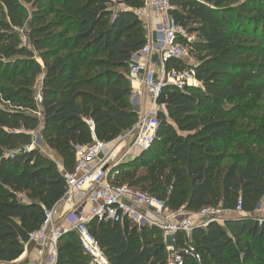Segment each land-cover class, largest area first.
Wrapping results in <instances>:
<instances>
[{"label": "trees", "instance_id": "1", "mask_svg": "<svg viewBox=\"0 0 264 264\" xmlns=\"http://www.w3.org/2000/svg\"><path fill=\"white\" fill-rule=\"evenodd\" d=\"M172 3L176 22L195 37L202 86L162 88L154 143L113 168L111 182L163 200L170 211H234L241 203L243 213L224 224L197 226L190 237L178 231L175 249L192 245L200 255L182 253V264H264L257 214L264 201V0ZM145 5L0 0V262L23 255L45 210L65 196L77 147L94 138L114 142L137 124L128 74L147 43L137 13ZM186 68L182 59L165 63L166 71ZM36 131L53 155L33 147ZM88 227L108 264H169L158 227L128 219ZM55 264H94L76 231L60 237Z\"/></svg>", "mask_w": 264, "mask_h": 264}, {"label": "built area", "instance_id": "2", "mask_svg": "<svg viewBox=\"0 0 264 264\" xmlns=\"http://www.w3.org/2000/svg\"><path fill=\"white\" fill-rule=\"evenodd\" d=\"M147 6L152 8L158 20L156 36L147 39L145 46L133 56L128 78L133 88V105H140L145 88L151 99L149 109L145 114H139L130 149L123 152L120 141L107 143L96 138L92 144L77 147L76 169L65 174V196L53 208L45 210L43 224L30 233L25 242L40 243L43 249L52 247L51 264H55L57 260V243L60 237L69 231L79 234L81 245L85 253L92 257V263L108 264L103 251L90 233L88 224L93 220L121 223L126 219L140 227L155 226L163 231L166 247L170 252L169 264H182V253L200 260V255L192 245L183 251L175 249V234L183 231L190 237L197 226L224 224L227 218L243 213L240 203L234 211L207 207L194 216L182 218L181 211H170L163 200L127 184L116 185L111 182L113 168L131 160L154 143L160 125L159 115L163 109L157 102L162 88L166 85H175L180 89L202 86L196 76L198 61L190 56V45L194 43L195 37L176 22L172 0H151L147 2ZM137 13L140 17L143 14L140 10ZM152 54L161 56L163 69L160 77L154 63L139 62L140 57ZM169 58L184 60L187 68L166 71L165 63ZM77 211L79 213L75 215ZM257 214L258 220L263 222L264 202L260 204ZM62 217L68 221L67 226L57 221Z\"/></svg>", "mask_w": 264, "mask_h": 264}, {"label": "crops", "instance_id": "3", "mask_svg": "<svg viewBox=\"0 0 264 264\" xmlns=\"http://www.w3.org/2000/svg\"><path fill=\"white\" fill-rule=\"evenodd\" d=\"M149 1L151 0H146L145 7L140 9V11L143 12L140 18L145 23L147 39H151L156 36V32H157L156 29L158 24V20L155 18L152 8L147 6V2ZM139 62L141 64H148L150 62L154 63L158 69V72L160 71V69H163L161 63V56L158 54H152L149 57L142 56L139 58ZM150 103H151L150 96L146 91V89L144 88V94L140 99V105L134 107L137 110L138 114H145L149 109ZM134 129L135 126L130 130L124 132L122 136H120L114 142L120 141V147L124 148V150H127L128 149L127 145L129 144L128 142L133 140L135 136ZM78 213L79 211H77L75 215H77ZM195 214H192V216H194ZM57 221L60 224H63L64 226L68 225V221H65L64 217L60 218V220L58 219ZM51 252H52V247H46L45 249H43L40 243L30 242L25 244V251L19 259L13 262H0V264H47V263H51L50 262Z\"/></svg>", "mask_w": 264, "mask_h": 264}, {"label": "rangeland", "instance_id": "4", "mask_svg": "<svg viewBox=\"0 0 264 264\" xmlns=\"http://www.w3.org/2000/svg\"><path fill=\"white\" fill-rule=\"evenodd\" d=\"M190 49V48H189ZM190 56L194 57L193 54L191 53V50H190ZM195 58V57H194ZM162 74V69H160V71L158 72V76L160 77ZM263 107H264V102L262 103ZM133 140H131L130 142H128L129 144L127 145V148L130 149L131 147V144H132ZM33 147H37L39 148L43 153H46L48 155H53L51 154L50 150L46 147L45 143L43 142V140L41 139V136H40V133L39 131H36L34 133V137H33ZM126 148V149H127ZM123 152H124V148H123ZM122 152V153H123ZM122 153L120 155H122ZM118 155V157L120 156ZM121 157V156H120ZM264 202V201H263ZM181 214H182V218H189L192 216V213H188V212H185V211H181ZM47 264H51V263H47Z\"/></svg>", "mask_w": 264, "mask_h": 264}, {"label": "water", "instance_id": "5", "mask_svg": "<svg viewBox=\"0 0 264 264\" xmlns=\"http://www.w3.org/2000/svg\"><path fill=\"white\" fill-rule=\"evenodd\" d=\"M93 129H94V127H93ZM57 158L60 159L58 156H57Z\"/></svg>", "mask_w": 264, "mask_h": 264}]
</instances>
